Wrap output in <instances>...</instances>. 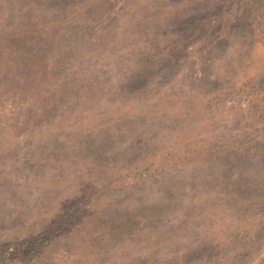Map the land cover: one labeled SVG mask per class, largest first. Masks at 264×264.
Masks as SVG:
<instances>
[{"label":"rangeland","instance_id":"1","mask_svg":"<svg viewBox=\"0 0 264 264\" xmlns=\"http://www.w3.org/2000/svg\"><path fill=\"white\" fill-rule=\"evenodd\" d=\"M0 264H264V0H0Z\"/></svg>","mask_w":264,"mask_h":264},{"label":"trees","instance_id":"2","mask_svg":"<svg viewBox=\"0 0 264 264\" xmlns=\"http://www.w3.org/2000/svg\"><path fill=\"white\" fill-rule=\"evenodd\" d=\"M24 247H32V249L35 250L36 245H34V244L32 245V243L30 241L28 243L24 242L22 248H24Z\"/></svg>","mask_w":264,"mask_h":264}]
</instances>
